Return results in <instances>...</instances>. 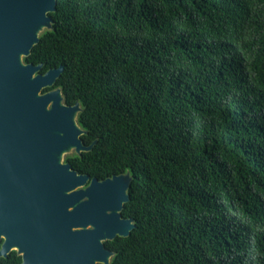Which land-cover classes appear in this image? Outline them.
<instances>
[{"label":"trees","instance_id":"16d2710c","mask_svg":"<svg viewBox=\"0 0 264 264\" xmlns=\"http://www.w3.org/2000/svg\"><path fill=\"white\" fill-rule=\"evenodd\" d=\"M27 63L56 85L136 228L112 264H264V0H58ZM12 263L10 260L0 264Z\"/></svg>","mask_w":264,"mask_h":264},{"label":"water","instance_id":"95a60500","mask_svg":"<svg viewBox=\"0 0 264 264\" xmlns=\"http://www.w3.org/2000/svg\"><path fill=\"white\" fill-rule=\"evenodd\" d=\"M57 4L0 0V238L6 230L15 238L18 224L23 243L36 241L24 264H111L115 252L105 242L136 228L122 213L134 178L127 172L91 179L65 162L66 155H82L96 143L82 138L81 103L68 105L60 87L45 91L64 66L41 73L43 64L25 61L53 28Z\"/></svg>","mask_w":264,"mask_h":264},{"label":"flooded vegetation","instance_id":"af4514ba","mask_svg":"<svg viewBox=\"0 0 264 264\" xmlns=\"http://www.w3.org/2000/svg\"><path fill=\"white\" fill-rule=\"evenodd\" d=\"M65 162H68L67 158H65ZM80 174H87V173H80ZM88 186H89V182H87L84 186L80 187L79 189H87ZM70 210L73 211V208L70 207ZM13 230L17 232L15 238L9 235L8 230H6V233H3L1 235L0 250L5 249L7 252H6V255L0 256V259H2L3 261L10 260V262H12V263H7V264H24L25 255H28L27 253H30V250L32 251V249H34L37 243L36 241L32 240V237L28 238V242L26 241L25 243H23V238L25 237L23 234V228L20 227L18 224L14 225ZM78 230H81V227L80 228L74 227V231H78ZM13 238L15 239L14 241H13ZM108 242L110 241H106L105 244H106V247L110 249L107 246ZM112 251L114 252V250ZM114 256L115 254L113 255L111 259V264H112ZM97 264H104V263H97Z\"/></svg>","mask_w":264,"mask_h":264},{"label":"rangeland","instance_id":"374dc122","mask_svg":"<svg viewBox=\"0 0 264 264\" xmlns=\"http://www.w3.org/2000/svg\"><path fill=\"white\" fill-rule=\"evenodd\" d=\"M72 154H73V153H72ZM72 154H68V155H66L65 157L67 158V156L72 155Z\"/></svg>","mask_w":264,"mask_h":264}]
</instances>
